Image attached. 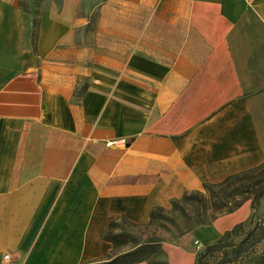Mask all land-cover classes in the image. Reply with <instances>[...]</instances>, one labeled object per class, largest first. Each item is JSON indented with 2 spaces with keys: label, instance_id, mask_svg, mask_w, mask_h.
I'll return each mask as SVG.
<instances>
[{
  "label": "crops",
  "instance_id": "1",
  "mask_svg": "<svg viewBox=\"0 0 264 264\" xmlns=\"http://www.w3.org/2000/svg\"><path fill=\"white\" fill-rule=\"evenodd\" d=\"M84 1L0 0V264L99 261L110 221L264 163V0Z\"/></svg>",
  "mask_w": 264,
  "mask_h": 264
},
{
  "label": "trees",
  "instance_id": "2",
  "mask_svg": "<svg viewBox=\"0 0 264 264\" xmlns=\"http://www.w3.org/2000/svg\"><path fill=\"white\" fill-rule=\"evenodd\" d=\"M262 197H264V163L227 176L218 183H203L201 191L185 192L180 199L171 201L170 206L187 221L190 217L185 206H192L196 210V220L188 224L181 232L183 235L194 227L210 224L218 217L233 213L247 201H250V209L254 210ZM158 220L174 225V221L166 215L162 207L151 209L147 224ZM120 221L137 226L123 218L119 221H110L102 234V240L112 245L113 252L91 264H138L141 262L168 264L161 247V239L149 235L142 240L132 233L122 230L116 232V229L120 227ZM242 228L243 222L237 223L220 235L215 242L204 246L203 250L196 254L194 264H264V252L256 251L257 245L264 240V217L256 218L246 235L240 241L234 242L232 239L240 235ZM215 254H219L220 257L210 261Z\"/></svg>",
  "mask_w": 264,
  "mask_h": 264
},
{
  "label": "rangeland",
  "instance_id": "3",
  "mask_svg": "<svg viewBox=\"0 0 264 264\" xmlns=\"http://www.w3.org/2000/svg\"><path fill=\"white\" fill-rule=\"evenodd\" d=\"M97 0H85L84 4L87 6L90 5L92 2H95ZM248 182V180H243V182ZM247 206H249L250 213L244 219L243 221V228L239 236L234 237L232 240L234 242L240 241L248 232L250 228H252L255 219L256 218H262L264 217V197H262L256 208L254 210L250 209V201L246 202ZM185 210L188 213L190 219L187 221L178 211H174L171 209H168L166 211V215L170 217L174 221V225H171L167 221L158 220L151 224H145V225H137V226H131L125 222H119L120 227L116 229V232H119L120 230L132 233L137 237H140L142 240H144L149 235H154L158 237L159 239L166 241L167 243H171L176 238H178L181 235V232L185 230V228L188 226V224H191L196 220V210L192 206H185ZM236 218V217H235ZM240 223V222H239ZM194 236L199 239L202 243V241L208 240L209 238L205 236V229H198L197 231H194ZM196 253H199L203 250L204 246L201 245L198 241H194L193 243ZM121 249H119L120 251ZM257 252H264V240L260 242V244L256 247ZM220 257L219 254L213 255V257L210 259V261L217 260Z\"/></svg>",
  "mask_w": 264,
  "mask_h": 264
},
{
  "label": "built area",
  "instance_id": "4",
  "mask_svg": "<svg viewBox=\"0 0 264 264\" xmlns=\"http://www.w3.org/2000/svg\"><path fill=\"white\" fill-rule=\"evenodd\" d=\"M5 258H7V256H5Z\"/></svg>",
  "mask_w": 264,
  "mask_h": 264
}]
</instances>
